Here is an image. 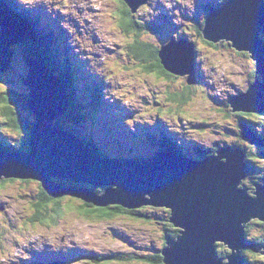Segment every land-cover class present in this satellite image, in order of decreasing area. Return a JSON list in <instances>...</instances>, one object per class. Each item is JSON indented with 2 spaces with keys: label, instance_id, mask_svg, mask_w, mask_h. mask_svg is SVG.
I'll use <instances>...</instances> for the list:
<instances>
[{
  "label": "rangeland",
  "instance_id": "1",
  "mask_svg": "<svg viewBox=\"0 0 264 264\" xmlns=\"http://www.w3.org/2000/svg\"><path fill=\"white\" fill-rule=\"evenodd\" d=\"M30 1L45 6L48 13H41L43 24L47 23L48 28H52L56 34V44L68 46L72 63L81 68L76 84L82 93L78 99L82 118L74 120V123L84 133L87 132L89 138L92 135L95 137L97 147L106 156L149 157L163 146L161 142L156 143L161 132L170 134L180 144L184 143L190 152L193 150L187 139L198 144L205 153L211 148L215 153L219 147L236 144L253 154L251 174L242 180L245 187L250 186L254 179L263 178L264 158L258 153L264 147L241 139L238 123L240 120L249 121L253 129L264 137V118L258 114L233 112L227 104L230 94L245 93L254 74V62L248 53L244 55V51L241 53L231 47L229 41L221 40L223 42L219 41L217 47L205 38L204 41L198 35H202L201 31L196 29L203 24L204 5L219 0H148L131 17L148 29H142L138 39L155 47L159 48L170 38L177 40L184 34L194 42L198 80L191 88L186 84V77H167L153 70L148 71L143 67L144 63L130 54L129 47L135 32L122 29L118 15L110 13L111 4L115 6L114 0ZM21 43L23 46L26 41ZM11 48L13 51L9 56L0 47V57L7 59L9 56L11 66V70L2 77L0 89L9 83L20 94L29 97L30 90L21 81L27 79L28 73V65L23 59L24 50L21 44H14ZM8 51L11 52L10 49ZM85 71L88 78L103 82L101 92L105 99L101 95V103L89 108L91 114L86 112L85 100L87 95L91 97L93 89L88 79L81 80L80 77ZM83 86L86 88L83 89ZM175 91L177 94L172 98L182 106L169 98V93ZM25 106L27 109H22V113L30 111L27 104ZM13 111L14 108L9 114L5 113L4 119ZM33 114L25 115L28 121L34 120ZM62 123L68 130L71 129L67 119H63ZM2 124L0 121V134L8 140L13 139L18 143L24 140V130L12 132ZM148 132L151 138L146 137L145 133ZM3 136L0 135V138L4 139ZM0 181V264H27L39 258L47 261L62 258L64 264H95L91 261L94 255L112 252L131 253L133 260L118 262L110 259L111 262L105 264H148L138 257L156 251L159 253L164 244L165 229H171L170 225H165L170 215L166 207L142 205L144 207L140 210L150 216V220L121 213L108 217L86 216L77 207L86 210L94 206L70 194L61 196L57 203L59 215L55 218L49 215L43 221L38 218L33 221L32 217L36 214L33 202L37 201L41 190L39 181L18 177L1 178ZM248 192L252 194L249 188ZM52 200L56 201L57 198ZM49 203L51 207L55 206ZM44 209L45 214H55L47 206ZM258 222L264 224L258 219H250L245 225V239L255 246L257 241L264 244V227ZM27 227L29 232L24 235ZM216 246L219 251L228 250L220 243ZM245 257L251 264H262L264 261L262 253L255 254L253 251L245 253Z\"/></svg>",
  "mask_w": 264,
  "mask_h": 264
},
{
  "label": "water",
  "instance_id": "2",
  "mask_svg": "<svg viewBox=\"0 0 264 264\" xmlns=\"http://www.w3.org/2000/svg\"><path fill=\"white\" fill-rule=\"evenodd\" d=\"M123 1L131 12L148 3V0ZM0 23L3 24L1 19ZM2 28L0 47L10 56L8 46L20 42L21 36L4 40L8 26L3 24ZM260 33L264 34V0H228L221 6H211L201 28L206 40L229 41L231 47L247 52L254 62V80L247 91L230 96L232 111L264 112V37ZM193 55V44L185 39H171L158 51L163 69L175 75H187L188 84L194 82ZM9 56L0 57V71L9 68ZM26 60L31 72L21 81L30 90L26 104L35 115L27 141L29 151L0 159V178L36 179L51 197L70 194L97 207L168 208L169 221L180 231L176 237L165 238L160 249L164 264H245L242 255L245 248L264 256V244L255 246L245 239V225L250 219L264 222V179L253 185L252 194L247 187H241L247 175L242 149L226 145L202 160L161 150L143 160L112 158L107 161L116 166L102 169L93 164V155L100 157L79 138L52 125L68 109L65 93L47 69L32 64L29 57ZM241 128L244 140L264 147V138L249 128ZM105 164L108 163L98 165ZM54 179L80 186L60 185ZM217 243L231 249L226 262L216 257Z\"/></svg>",
  "mask_w": 264,
  "mask_h": 264
},
{
  "label": "trees",
  "instance_id": "3",
  "mask_svg": "<svg viewBox=\"0 0 264 264\" xmlns=\"http://www.w3.org/2000/svg\"><path fill=\"white\" fill-rule=\"evenodd\" d=\"M222 1L219 0L218 4L221 3ZM224 1H226V0H224ZM123 5H124V3H123ZM132 16H134V14L125 5H124L123 12H121L120 16H118L122 29H124L126 32H128V31H134L135 32L134 40L132 41V44H130V47H129L130 54H132L135 59L144 63L143 67L146 70H148V71L153 70V71H156L157 74L162 75V72H161L162 67L160 65V61H159L158 53H157L159 48L153 46L150 43H145V42L138 39V36H139L141 30L142 29L148 30V29L145 28V26L142 25L141 22H138L134 19H131ZM27 26H30V24H28ZM201 26H202V24H201ZM201 26L196 27V29L198 31H201L200 30ZM45 33L46 32L44 30H41L36 35H35V33L32 35V34H29V31L26 29V36L28 37L29 42L25 43V45L22 46V48L24 50L23 52L26 55L31 54V55L37 57L38 59H41L43 61V63L45 65L49 66V68H51L53 73L57 75L59 82L63 86L64 91L67 93L68 101L70 103L69 109L66 111V113L59 120H57V123H58V125H60V127L66 128L65 125L62 123V120L67 119L69 121L68 126L69 127L71 126V129L69 131H72V132L78 134L85 141L86 138L82 134V130L74 123V120L79 121V119L82 115L81 112H79L80 108H79V100H78V99H80L79 95L82 93L78 91V87L76 84L78 82L77 75L80 74V71H79L80 69L78 66L76 68L74 67V65L76 63L75 64L71 63V61H70L71 59L67 53V50L65 51L67 57L63 60L59 59L56 47H54L51 42L46 44V43H43L39 37H35V36H40V35L45 34ZM198 35L200 36V34H198ZM0 36H1V33H0ZM182 37L185 38V34L182 36H179V38H182ZM221 42H223V41H221ZM218 44L219 43H216L215 47H217ZM30 48H32L33 50H31ZM62 52L64 53L63 50H62ZM243 53H245V52H243ZM3 75H4V73L0 72V83L3 82V79H2ZM253 79H254V75H252L251 81H253ZM81 80H83V79L81 78ZM81 80L79 82L80 86L82 85ZM89 85L92 87L93 92H92L91 97L89 95H87L85 101H87L86 103H87V108H88L86 110L89 111L87 113L91 114V109H89V108L91 106H97L100 104L101 83L100 82L98 83L94 79H90ZM85 88L86 87H83V89H85ZM82 92H83V90H82ZM176 94H177L176 91L169 93V98L171 100H173L172 97L176 96ZM84 95H85V93H84ZM26 98H27V94H20L18 91L15 90V88H12V86L9 83L0 89V121H2V123H3L2 126L8 128L12 132H20L21 130H24L25 134L23 135V138H25V137L27 138L29 136L30 131H31L30 129L34 123V121H28L26 116H25L27 113H30L29 111L22 113L23 110L27 109V107L25 106ZM173 101L180 104V106H182V104L180 102L175 101V100H173ZM13 108H14V111L12 112V115H7V118L4 119L5 113L12 111ZM241 115H248V114H241ZM241 115H240V119H241ZM260 118H264V117H260ZM242 119H245V118H242ZM241 121L245 125H247L250 129L254 130L252 125L249 123V121L240 120V122ZM262 121H264V119ZM25 129H27V131ZM66 129H69V128H66ZM255 132L258 136H260L259 133H257V131H255ZM145 134L147 135V133H145ZM85 135H86V133H85ZM162 137L163 138L159 142H161L162 145L165 146V148H167V146H170L172 150L180 151V148L175 144V142L171 138H169V136L162 135ZM165 137H167L168 140H166ZM4 138L7 139V137H4ZM9 141H5V140L0 138V146H2V147H0V150H5L13 144L12 142H9ZM167 141H169L170 143H168ZM15 142H17V141L15 140ZM18 145H19L18 148L22 149L21 150L22 152L23 151H27V152L29 151V147H27V145L24 144V140L22 142L18 143ZM229 145L232 147H237L236 144H229ZM252 155H253L252 153L246 152V156H245L246 159L245 160L250 162V163L254 162L252 159ZM261 178L262 177H260L259 179H261ZM263 178H264V175H263ZM2 180L7 181L6 179H2ZM55 181L57 184L79 185L77 183H72V182L66 181L64 179H60V180L56 179ZM0 182H2V181H0ZM52 199L53 198L48 196L47 193L41 187V190L38 192L37 201L33 202V204L36 207V214H34V216L32 217L33 221L36 218L40 219V221H43V219L48 216L47 214L43 213V211L45 210L44 209L45 206H47L48 208H50V210L55 212V214H54L50 211V213H52V214H50V217L55 218L57 215H59V207H58L57 203L59 202L60 197L57 198L56 201H53ZM49 202H52L56 205L54 207H51V204ZM88 205H90V204H88ZM79 210L83 211L86 214V216H89V215L91 216L92 214H94V216L96 215V217H104V216L108 217L110 215L115 216V214L121 213V214H127V215L134 216L135 218H149V220L151 219L150 216L143 213L142 210H140V208H138V207H136L134 209H128V208L122 207L121 205H110V206H107L104 208L92 207L91 209L83 210V208H81ZM138 220H143V219H138ZM167 222H168V224L165 223V225L166 226L170 225L171 229L170 230L165 229V233H164L165 238L167 236L176 237L180 230L178 228H176L169 221V217L167 218ZM259 224H261L262 227H264V224H262V223H259ZM165 238H164V242H165ZM257 243L258 244L262 243V241H257ZM223 253L225 254V252H223ZM223 253H221V255H223ZM132 257H133L132 254H122V253L112 252V253L108 254L107 256H101V257L94 256L93 258H91V260H92V263H95V264L98 262L105 264L107 262H111L110 259L114 260V261H118V262H129V261L133 260ZM138 258L141 261H144V262L147 261L148 264H164L162 261V256L159 253H152L151 255H146L144 257H138ZM252 264H254V263L252 262ZM262 264H264V261L262 262Z\"/></svg>",
  "mask_w": 264,
  "mask_h": 264
},
{
  "label": "flooded vegetation",
  "instance_id": "4",
  "mask_svg": "<svg viewBox=\"0 0 264 264\" xmlns=\"http://www.w3.org/2000/svg\"><path fill=\"white\" fill-rule=\"evenodd\" d=\"M114 1H115V9H114V12H115L116 15L120 16V13L123 12V10H124L123 2H122V0H114ZM112 6H113V4H112ZM109 10H110L111 13H112L111 8H110ZM161 72L163 73L164 76H167V77H169L170 75H173V74H170V73L166 72V71L163 70V69H162ZM175 76H176V75H175ZM214 147H215V146H214ZM213 152H214V150H213V148H211L210 151L208 152V154H209V153H213ZM205 155H206V154H205ZM263 161H264V160H263ZM261 179H264V178H261ZM252 182H253V183H252L250 186H247L249 189H251V188H252V185L255 184L254 181H252Z\"/></svg>",
  "mask_w": 264,
  "mask_h": 264
},
{
  "label": "bare ground",
  "instance_id": "5",
  "mask_svg": "<svg viewBox=\"0 0 264 264\" xmlns=\"http://www.w3.org/2000/svg\"><path fill=\"white\" fill-rule=\"evenodd\" d=\"M24 3V2H23ZM110 11V10H109ZM110 13H111V11H110ZM218 43V42H217ZM245 52V51H244ZM27 63V62H26ZM27 65H28V63H27ZM29 66V65H28ZM60 126V125H59ZM30 133H31V131H30ZM84 135V134H83ZM147 135H149L148 133H147ZM84 137H85V135H84ZM183 145H185L184 143H183ZM186 146V145H185ZM163 149V148H162ZM156 153H158L157 151H155L151 156H153V155H155ZM124 158H132V157H124ZM116 159V158H115ZM134 159H136V160H139V159H137V158H134ZM224 246H226V248L228 249V250H230L231 251V249L230 248H228L227 247V245H225V244H223Z\"/></svg>",
  "mask_w": 264,
  "mask_h": 264
},
{
  "label": "clouds",
  "instance_id": "6",
  "mask_svg": "<svg viewBox=\"0 0 264 264\" xmlns=\"http://www.w3.org/2000/svg\"><path fill=\"white\" fill-rule=\"evenodd\" d=\"M32 27H33V30L37 31V28H34V26H32Z\"/></svg>",
  "mask_w": 264,
  "mask_h": 264
}]
</instances>
